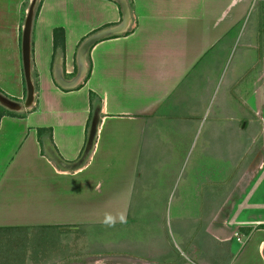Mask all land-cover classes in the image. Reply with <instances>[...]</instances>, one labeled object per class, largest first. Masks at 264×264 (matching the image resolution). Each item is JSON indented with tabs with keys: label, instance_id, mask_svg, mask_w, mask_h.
Returning <instances> with one entry per match:
<instances>
[{
	"label": "crops",
	"instance_id": "obj_1",
	"mask_svg": "<svg viewBox=\"0 0 264 264\" xmlns=\"http://www.w3.org/2000/svg\"><path fill=\"white\" fill-rule=\"evenodd\" d=\"M30 1L0 0V93L20 103ZM128 2L131 32L74 90L56 69L72 79L120 6L39 3L35 103L0 106V264H264V0Z\"/></svg>",
	"mask_w": 264,
	"mask_h": 264
},
{
	"label": "water",
	"instance_id": "obj_2",
	"mask_svg": "<svg viewBox=\"0 0 264 264\" xmlns=\"http://www.w3.org/2000/svg\"><path fill=\"white\" fill-rule=\"evenodd\" d=\"M41 0H31L29 8L26 13L24 27L22 30V56L24 75L27 88V96L24 103H20L0 93V106L8 109L11 112H23L31 110L36 98V91L33 82L32 74V34L33 26L36 18V11ZM120 6L122 13L121 22L113 27L96 31L85 38L79 46L77 52V74L72 79H66L61 68L55 71V80L58 85L65 90H74L78 88L88 76L89 66L88 58L96 44L106 39L121 36L127 33L132 26V14L128 0H112ZM99 123V116L92 120L89 131L88 143L85 155L88 156L93 148L94 140Z\"/></svg>",
	"mask_w": 264,
	"mask_h": 264
},
{
	"label": "flooded vegetation",
	"instance_id": "obj_3",
	"mask_svg": "<svg viewBox=\"0 0 264 264\" xmlns=\"http://www.w3.org/2000/svg\"><path fill=\"white\" fill-rule=\"evenodd\" d=\"M262 115L264 117V105L262 107ZM258 149L260 154L262 155V159H263V164H264V133L262 135H260V137L258 138Z\"/></svg>",
	"mask_w": 264,
	"mask_h": 264
},
{
	"label": "trees",
	"instance_id": "obj_4",
	"mask_svg": "<svg viewBox=\"0 0 264 264\" xmlns=\"http://www.w3.org/2000/svg\"><path fill=\"white\" fill-rule=\"evenodd\" d=\"M40 4L38 5V8H37V11H36V16L38 15V13H39V10H40ZM131 30L132 29H130L128 32H127V34L129 33V32H131ZM115 37H119V36H115ZM115 37H112V38H115ZM89 76H90V69H89V72H88V76H87V78L86 79H88L89 78Z\"/></svg>",
	"mask_w": 264,
	"mask_h": 264
},
{
	"label": "rangeland",
	"instance_id": "obj_5",
	"mask_svg": "<svg viewBox=\"0 0 264 264\" xmlns=\"http://www.w3.org/2000/svg\"><path fill=\"white\" fill-rule=\"evenodd\" d=\"M31 2V1H30ZM30 5V4H29ZM29 8V7H28ZM262 174V170L259 171V175ZM262 198L264 199V196H262ZM91 261H94V260H91ZM90 261V262H91Z\"/></svg>",
	"mask_w": 264,
	"mask_h": 264
}]
</instances>
